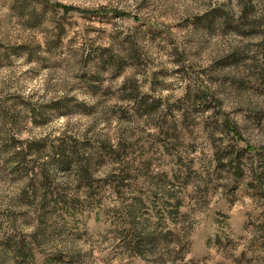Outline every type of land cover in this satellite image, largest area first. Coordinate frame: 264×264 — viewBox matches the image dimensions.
I'll return each instance as SVG.
<instances>
[{
  "label": "clouds",
  "instance_id": "1",
  "mask_svg": "<svg viewBox=\"0 0 264 264\" xmlns=\"http://www.w3.org/2000/svg\"><path fill=\"white\" fill-rule=\"evenodd\" d=\"M0 264H264V0H0Z\"/></svg>",
  "mask_w": 264,
  "mask_h": 264
}]
</instances>
